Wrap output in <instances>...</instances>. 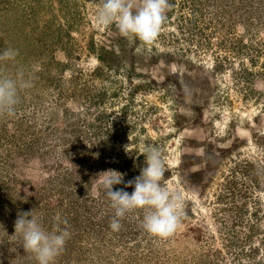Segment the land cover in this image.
Listing matches in <instances>:
<instances>
[{
	"label": "rangeland",
	"instance_id": "374dc122",
	"mask_svg": "<svg viewBox=\"0 0 264 264\" xmlns=\"http://www.w3.org/2000/svg\"><path fill=\"white\" fill-rule=\"evenodd\" d=\"M168 3L145 45L95 28L100 0H0V52L17 51L0 77L31 84L0 111V264H35L11 236L31 210L49 231L67 221L55 264H264V0ZM146 143L185 198L167 241L141 209L113 232L94 179H134Z\"/></svg>",
	"mask_w": 264,
	"mask_h": 264
},
{
	"label": "clouds",
	"instance_id": "9594fccd",
	"mask_svg": "<svg viewBox=\"0 0 264 264\" xmlns=\"http://www.w3.org/2000/svg\"><path fill=\"white\" fill-rule=\"evenodd\" d=\"M169 8L168 0H100L95 12L94 27L107 29L115 25L118 33L132 41L139 40L145 45L153 43L160 35ZM15 49L0 52V61L14 60ZM23 71L13 77H0V111L12 113L17 103L18 91L30 87ZM144 156V166L139 175L125 182L124 173L108 169L94 179L98 193L103 192L113 209L110 229L117 232L121 219L129 212L144 211L141 227L150 236L167 241L180 228L184 215L185 198L175 187L161 182L166 173V161L155 144L146 143L140 150ZM124 184V188L113 190L114 185ZM133 186L129 193L124 189ZM67 221L57 214L52 229L46 230L32 210L18 215L14 233L35 264H55L70 237Z\"/></svg>",
	"mask_w": 264,
	"mask_h": 264
},
{
	"label": "trees",
	"instance_id": "16d2710c",
	"mask_svg": "<svg viewBox=\"0 0 264 264\" xmlns=\"http://www.w3.org/2000/svg\"><path fill=\"white\" fill-rule=\"evenodd\" d=\"M249 74V73H248ZM177 80V79H176ZM187 164H185V166H186ZM204 173L202 172H194V173H192V174H190V176H192L191 178H196V179H198L199 181H200V176H202ZM203 176H205V175H203Z\"/></svg>",
	"mask_w": 264,
	"mask_h": 264
}]
</instances>
